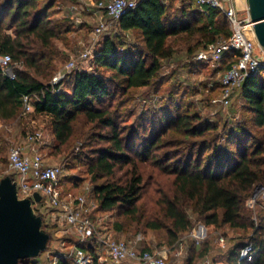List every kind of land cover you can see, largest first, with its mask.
I'll list each match as a JSON object with an SVG mask.
<instances>
[{"label": "trees", "instance_id": "1", "mask_svg": "<svg viewBox=\"0 0 264 264\" xmlns=\"http://www.w3.org/2000/svg\"><path fill=\"white\" fill-rule=\"evenodd\" d=\"M185 1L188 8L196 5V15L185 8L180 10V14L177 10L170 11L168 0H139L136 9L112 21L116 32L109 28L97 45L95 63L104 72L77 71L71 89L64 90L61 84L44 83L36 72L45 69L53 40L71 31L70 21L54 19L50 13L52 6L40 8L39 0H0V55H9L12 64L21 62L25 67L24 70L16 68L15 78L12 79L0 66V121L15 119L23 112L24 95L38 96L40 100L35 102L33 114L49 117L52 133L59 142L51 153L53 156H61L69 150L75 127L81 121L105 130L98 137L108 142V147L91 151L86 163L87 172L91 175L90 194L96 198L100 211H117L131 218L133 223L143 222L148 230L164 233L162 237L147 242L136 238L125 239L137 242L140 252L166 249L170 260L174 257L180 259L177 252L184 251L186 245L189 264L200 253L210 258L213 250L205 248L208 240L197 244L190 236L198 221L208 230L228 225L243 231L246 239L225 249L227 264H264V201H259L252 209L257 211L259 207L262 210L256 218L247 208V201L255 187L264 185V74L247 77L234 92L230 106L225 108L234 105L236 93L241 96L244 112L253 116L254 127L257 128L255 133L250 125L227 127L211 123L195 113L178 112L172 115L163 112L160 121L151 120L153 127L150 125L152 129L149 133L145 129L146 134L141 141L135 133L126 142L117 110L106 105L107 99L119 91L126 94L132 89L162 84L167 74L163 71L164 67L166 63L172 64L176 53L172 40L177 37L184 35L196 40L195 44H188L186 48V54L190 56L197 55L212 43L231 37L232 30L222 11L210 6L201 7L198 0ZM75 3L72 1L68 7L72 22L76 14L70 9ZM136 35L139 40L133 41ZM238 59L235 51L226 52L218 67L225 72ZM196 65L199 71V63ZM106 71L111 72L110 75ZM224 72L220 81L210 82L211 89L217 91L215 96L222 91ZM159 122L163 128L157 131L156 124ZM31 131L17 145H24ZM171 133L182 135L185 140L202 139L190 143L186 154L179 149L165 151V162L161 167L174 178L160 197L150 199L153 207L149 208L140 203L143 179L138 171L133 170L132 175L124 179L117 177L116 170L131 163L135 166V157L143 160L153 158L154 162L162 163L157 153L173 144L165 141ZM69 158L65 155L61 163L63 173ZM11 176L14 177V174ZM104 179L102 183L98 182ZM62 183H67L64 175ZM42 216L45 230L51 236L48 245L50 254L60 253L62 247H56V243L73 238L59 235L56 225ZM115 227L124 230L121 221H117ZM117 238L121 237L117 234ZM246 244H252L254 252L240 259V251ZM83 247L92 256L90 264H100L99 246L90 244ZM212 260L215 258L212 257ZM25 262L27 259L20 260L19 264ZM61 264L77 263L73 259L62 258Z\"/></svg>", "mask_w": 264, "mask_h": 264}, {"label": "rangeland", "instance_id": "2", "mask_svg": "<svg viewBox=\"0 0 264 264\" xmlns=\"http://www.w3.org/2000/svg\"><path fill=\"white\" fill-rule=\"evenodd\" d=\"M76 2L78 9L86 6V2L89 0H39V7L46 8L49 5L50 13L54 19H66L69 22L71 31L62 34L59 38L53 40V44L49 49V55L45 61V69L41 72H36L38 78L46 84H61V88L64 90L71 89L73 76L77 71L87 70L90 72L99 71L104 72L103 69H98L95 63V55L88 61H84L80 58V54L85 51L91 44L92 31L98 25L100 20L110 23V29L116 32V27L111 19L102 13L98 17L93 13L94 6H86V11L78 13V17L81 21H71V15L68 12L71 2ZM97 1V0H94ZM83 4V5H82ZM170 11L177 10L180 14V10L185 8L187 11L192 10V14L198 13L196 5L188 8L187 1L185 0H168ZM204 8H208L204 6ZM76 17V16H75ZM68 23V22H67ZM11 32V30H9ZM251 36L250 31L248 32ZM133 41H138L139 37L134 36ZM192 39V38H191ZM187 36L181 35L172 40L174 47H176V53L172 59V64L166 63L164 72L167 73L163 78L162 84H156L147 88L132 89L126 94H122L120 91L107 99L106 105L117 110L119 116V125L122 135L125 137V141L129 142L136 133L138 141H141L144 131L147 129V133L152 129L151 120H159L163 112L170 113L172 115L181 113L198 114L202 119L211 121L216 125H227V127L235 125H250L253 132H257V128L254 127L253 116L250 113L244 112V100L237 93L234 97V105L228 109L221 106H216L212 103L217 91L211 89L210 82H216L221 80L223 70L221 67H214L208 62L203 64L198 59V54L190 56L186 54V48L188 44H195V39L192 40ZM188 41V42H187ZM77 59L76 67L72 71L66 70L67 63L72 59ZM203 62V61H202ZM201 68L199 71L197 67ZM206 63V64H205ZM16 68L24 70V65L19 62L16 63ZM218 68V70L216 69ZM195 72V73H193ZM61 73V75H60ZM107 75L111 72L106 71ZM261 74H264L262 72ZM191 75L192 77L190 78ZM218 83V82H217ZM219 96V95H218ZM49 117L42 114H24L23 112L15 119L7 122L0 121V180L5 176L12 175L13 171L9 169L8 153L12 146L22 143L26 134L35 129L42 128L45 132L46 141L51 140L50 145H43L41 147L42 153L45 155L47 161L52 164H59L64 161L65 155L70 156L67 169L64 170L63 175L66 176V184H63L65 189L75 185L70 190L87 193L92 191L91 175L87 172V162L91 157V151L98 149L99 147H108V142L101 140L98 135L104 132L98 127L91 125L90 123L80 122L75 127V135L72 138L70 144L71 147L65 154L59 156H53L51 153L54 150L55 145L59 142L52 133V128L49 123ZM241 122V123H239ZM152 127H151V126ZM157 131L163 128L162 123L156 124ZM147 127V128H146ZM165 141H171L173 143L170 146L159 150L157 155L162 163L154 162L152 159L143 160L140 157H135V166L133 164H127L123 168L118 167L116 170L117 177L126 179L132 175V171H138L141 175L142 181V195L140 203H144L149 208L151 206L150 199L160 197L162 191L171 184L174 175L167 172L161 167L165 162L164 153L168 149H179L182 153H188V145L194 141H200L199 138H189L185 140L184 136L178 134H168ZM185 141V142H184ZM177 142V143H176ZM182 142V143H181ZM139 143V142H137ZM78 152L76 153V151ZM135 155V154H133ZM104 180L98 181L102 183ZM91 195V194H90ZM44 200V199H43ZM153 202V201H152ZM142 204V205H144ZM247 206V205H246ZM247 208L250 209L248 206ZM45 211H47L44 208ZM249 213H251L249 211ZM262 210L258 207L257 211L252 210V215L256 218ZM103 219L101 224L108 225L114 231H117L119 237L124 239H140L147 242L153 239H158L163 236V232H154L144 227L143 222L137 224L132 222L131 218L125 217L115 212H103L100 214ZM121 221L124 225V230H117L115 223ZM202 222H196L195 229L199 228ZM45 229V224H43ZM242 230H234L228 225H224L219 228H210L205 243V248L213 250L208 261L207 257L196 255L192 264H227L226 248L233 247L235 244L242 242L246 238L243 236ZM220 237H224V244L220 241ZM55 244V243H53ZM182 250V249H181ZM189 257L188 249L186 245L184 247L183 255L180 259L171 258L173 264H189L187 261ZM212 257L215 260H212ZM50 249L43 251L39 256L35 258L27 259L26 264H50ZM110 264V262H107Z\"/></svg>", "mask_w": 264, "mask_h": 264}, {"label": "built area", "instance_id": "3", "mask_svg": "<svg viewBox=\"0 0 264 264\" xmlns=\"http://www.w3.org/2000/svg\"><path fill=\"white\" fill-rule=\"evenodd\" d=\"M198 3L201 7L210 6L222 11L232 30L230 38L219 40L201 50L198 59L218 67L226 52L235 51L239 56V59L224 72L221 93L212 99L214 105L226 108L230 106L236 89L247 77L264 72V51L257 43L247 10L244 14L241 13L237 7V0H198ZM138 4L139 0H89L86 2V6H94L96 12L106 13L111 21L118 20L127 12L136 9ZM86 6H82L80 10L78 5L71 6L70 10L76 14L75 18L78 22L81 18L77 14L86 11ZM109 28V22L100 20L92 31L91 44L80 54L82 60L88 61L95 55L102 35ZM249 31L251 36L248 34ZM76 64L77 59L72 58L67 63L66 70L72 71ZM0 66L5 75L15 78L16 64H12L9 55H0ZM22 99L24 114L33 113L35 102L40 100L36 95H24ZM43 140V129H33L24 145H14L10 148L8 159L9 169L13 171L17 182L19 197L31 198L34 211L55 224L59 235H70L73 238V240L61 242L60 253L50 254V264H61L62 258L73 259L77 264H90L92 256L83 247L90 244L99 246L100 264H107V262L123 264L127 261L133 264H173L167 250L140 252L137 242L131 243L103 231V224H101L103 217L100 215L103 212L99 210L96 198L90 195L91 191L79 193L65 189L62 183L61 165L48 163L41 151ZM36 193L41 195L40 201L35 199ZM259 201H264V185L262 184L255 187L247 205L255 209ZM207 235L208 228L203 224L190 233L197 244H201ZM224 239L220 237L223 244ZM253 252V245L246 244L241 249L239 258L245 259ZM177 255L181 257L183 250H179Z\"/></svg>", "mask_w": 264, "mask_h": 264}, {"label": "water", "instance_id": "4", "mask_svg": "<svg viewBox=\"0 0 264 264\" xmlns=\"http://www.w3.org/2000/svg\"><path fill=\"white\" fill-rule=\"evenodd\" d=\"M247 13L257 43L264 51V0H247ZM41 200L39 193L35 194ZM43 217L34 211L32 199L20 198L11 175L0 180V264H19L47 250L51 236Z\"/></svg>", "mask_w": 264, "mask_h": 264}, {"label": "crops", "instance_id": "5", "mask_svg": "<svg viewBox=\"0 0 264 264\" xmlns=\"http://www.w3.org/2000/svg\"><path fill=\"white\" fill-rule=\"evenodd\" d=\"M247 6H248V2H247V0H237V7H238V9L240 10V12L241 13H245L246 12V10H247ZM94 14H95V16L96 17H98L99 15H101L102 13H98V12H96L95 10H94V12H93ZM37 115V114H36ZM38 115H41V114H38ZM50 142H51V140L50 139H48V141H46V136L44 135V140H43V144H42V146L43 145H47V143L50 145ZM47 160V159H46ZM48 162V161H47ZM49 163V162H48ZM201 225V224H200ZM207 227V226H206ZM102 228H103V231H105V232H107V233H109V234H112L113 236H115L116 238H117V234L115 233V231L113 230V229H111V227L110 226H108V225H102ZM208 228V227H207ZM61 247V243L60 242H57L56 243V247ZM162 250H166V249H161V251ZM157 251H159L158 249H157ZM167 254L169 255V252L167 251Z\"/></svg>", "mask_w": 264, "mask_h": 264}]
</instances>
